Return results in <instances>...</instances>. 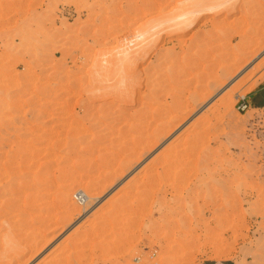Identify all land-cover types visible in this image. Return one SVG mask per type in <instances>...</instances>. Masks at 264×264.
Wrapping results in <instances>:
<instances>
[{"label":"rangeland","instance_id":"374dc122","mask_svg":"<svg viewBox=\"0 0 264 264\" xmlns=\"http://www.w3.org/2000/svg\"><path fill=\"white\" fill-rule=\"evenodd\" d=\"M0 264H264V0H0Z\"/></svg>","mask_w":264,"mask_h":264},{"label":"built area","instance_id":"2783aa9c","mask_svg":"<svg viewBox=\"0 0 264 264\" xmlns=\"http://www.w3.org/2000/svg\"><path fill=\"white\" fill-rule=\"evenodd\" d=\"M250 106L251 105H250V103L248 102V100L246 99L245 96L239 98V100H238V109L239 110L246 111V110H248L250 108ZM74 196L79 202L83 203V195H82V193H79V192L76 193L75 192Z\"/></svg>","mask_w":264,"mask_h":264},{"label":"bare ground","instance_id":"6f19581e","mask_svg":"<svg viewBox=\"0 0 264 264\" xmlns=\"http://www.w3.org/2000/svg\"><path fill=\"white\" fill-rule=\"evenodd\" d=\"M79 3H80V2H79ZM48 32H49V31H48ZM48 32H47V33H48ZM46 38H47V37H46ZM19 49H20V48H19ZM28 50H29V49H28ZM66 85H67V84H66ZM227 87H228V85H227ZM228 98H229V97H228ZM78 192H79V193H82V195H83V203H85L86 201H88L87 196H86L82 191H81V192L78 191ZM86 214H88V212H86L85 215H86ZM214 254H215V253H214ZM217 255H218V254H217ZM217 257H218V256H217Z\"/></svg>","mask_w":264,"mask_h":264}]
</instances>
